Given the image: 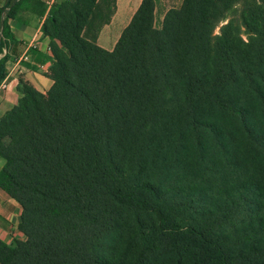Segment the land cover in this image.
<instances>
[{"label":"trees","instance_id":"16d2710c","mask_svg":"<svg viewBox=\"0 0 264 264\" xmlns=\"http://www.w3.org/2000/svg\"><path fill=\"white\" fill-rule=\"evenodd\" d=\"M19 4L5 0L0 8V54ZM236 7L238 20L228 17ZM115 8L116 0H64L42 24L52 86L41 94L23 84V97L0 118V189L20 205L26 238L12 247L0 241V264H106L102 242L132 222L142 235L134 264H264V249L231 252L206 216L185 217L193 204L167 202L150 183H124L128 147L168 110L196 129L202 106L217 114L232 107L223 89L254 75L253 56L264 61V0H183L160 29L154 1L142 0L108 51L96 39ZM240 27L251 30L250 53L240 46ZM244 177L237 182L258 184Z\"/></svg>","mask_w":264,"mask_h":264},{"label":"rangeland","instance_id":"374dc122","mask_svg":"<svg viewBox=\"0 0 264 264\" xmlns=\"http://www.w3.org/2000/svg\"><path fill=\"white\" fill-rule=\"evenodd\" d=\"M141 1L116 0L110 22L97 36L98 46L107 47V43L112 42L109 49H113ZM153 1L155 29L161 28L167 12L178 10L183 2ZM119 13L124 21L114 30ZM239 16L240 7L228 15L234 20ZM239 33L244 42L240 43L241 48L250 53V46V49L246 48L245 44L251 30L240 27ZM250 61L247 66L254 75L221 92L226 100L234 103L227 113L217 114L213 109L202 106L198 111L201 123L196 129H188L180 110H168L161 123L146 129L128 147L124 169L127 186L150 183L163 193L167 202L182 203L183 206L193 204V209L183 215L206 216L211 228L234 253L243 249L248 251L250 247L264 249V171L260 170L264 163V61H258L255 56ZM252 158V168L246 170V161ZM245 175L252 176L258 184L249 187V183L237 182L238 176L244 180ZM249 194L254 198L251 196L247 201L245 198ZM191 196L202 201L194 204ZM245 216L248 218L244 223ZM139 231L132 222L121 237L117 233L104 240L102 246L109 260L106 264H134L141 247Z\"/></svg>","mask_w":264,"mask_h":264},{"label":"crops","instance_id":"0c3cea01","mask_svg":"<svg viewBox=\"0 0 264 264\" xmlns=\"http://www.w3.org/2000/svg\"><path fill=\"white\" fill-rule=\"evenodd\" d=\"M64 0H20L19 9L14 19L8 21L11 40L2 49L0 58L6 55L4 64L7 72V88L0 89V118L15 107L23 97V84L30 85L41 94H45L52 86L48 73L54 63L49 48V39L42 32V24L48 17L53 4ZM5 0H0V8ZM137 7V5H136ZM134 11V10H133ZM120 13L114 30L121 26ZM112 43V42H110ZM102 47L110 51V44ZM28 54L27 63H21L22 72H17L20 58ZM5 164L0 158V171ZM21 207L0 189V241L12 247L17 242L25 241V236L18 230Z\"/></svg>","mask_w":264,"mask_h":264},{"label":"built area","instance_id":"2783aa9c","mask_svg":"<svg viewBox=\"0 0 264 264\" xmlns=\"http://www.w3.org/2000/svg\"><path fill=\"white\" fill-rule=\"evenodd\" d=\"M28 60H29L28 54H26L20 58V61H18V63H17V69H16L17 72H19V73L22 72L23 68L21 67L22 66L21 63H27ZM7 80H8V76L6 75L4 80H2V82L0 83V89L1 90H5L7 88Z\"/></svg>","mask_w":264,"mask_h":264}]
</instances>
